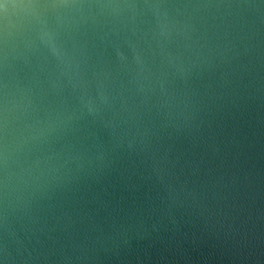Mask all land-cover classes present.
Listing matches in <instances>:
<instances>
[{
    "label": "water",
    "instance_id": "95a60500",
    "mask_svg": "<svg viewBox=\"0 0 264 264\" xmlns=\"http://www.w3.org/2000/svg\"><path fill=\"white\" fill-rule=\"evenodd\" d=\"M0 264H264V0H0Z\"/></svg>",
    "mask_w": 264,
    "mask_h": 264
}]
</instances>
